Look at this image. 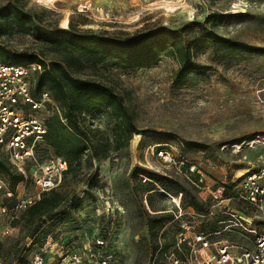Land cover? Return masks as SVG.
<instances>
[{
  "label": "rangeland",
  "instance_id": "obj_1",
  "mask_svg": "<svg viewBox=\"0 0 264 264\" xmlns=\"http://www.w3.org/2000/svg\"><path fill=\"white\" fill-rule=\"evenodd\" d=\"M163 1H182V6L168 11ZM7 4L34 17L47 31L61 29L64 18L66 29L71 25L80 33L119 40L161 28H187L190 36L213 30L253 49L228 55L204 48L192 59L201 69L183 78L168 51L137 71L80 58L71 75L119 95L136 132L127 146L110 150L105 159L85 154L81 166L67 172L55 189L62 199L56 210L36 221L25 216L13 224L0 246V264H29L35 257L53 264L77 253L84 237L108 238L116 264H150L163 228L162 246L170 248L182 224L193 223L213 239L232 242L233 229L221 232L229 226L223 212L256 221L258 213L239 204L230 189L256 170L262 157L252 139L264 135V0H0V10ZM0 47L35 53L46 63L63 56L15 30L0 29ZM55 113V108L42 109L36 117L45 122ZM81 124L100 152L111 138L112 118L97 111L82 116ZM40 148L41 160L53 155L43 143ZM159 151L182 164L181 169L165 165ZM189 167L195 170L190 173ZM0 179L7 183V177ZM24 181L14 190L22 189ZM26 190L34 188L28 183Z\"/></svg>",
  "mask_w": 264,
  "mask_h": 264
},
{
  "label": "trees",
  "instance_id": "obj_2",
  "mask_svg": "<svg viewBox=\"0 0 264 264\" xmlns=\"http://www.w3.org/2000/svg\"><path fill=\"white\" fill-rule=\"evenodd\" d=\"M0 29L32 35L51 51L63 53L61 61L46 63L35 53L7 51L0 47V63L12 66L38 64L42 67L43 71L35 76L32 96L36 100L40 92L47 91L59 112V115L55 113L45 121L47 132L43 144L55 157L67 163V172L79 168L85 154L90 159H105L110 150H121L136 132L132 114L119 95L106 85L71 75L70 71L79 67L80 58L92 64L112 63L137 71L154 64L162 53L168 51L178 64V77L183 78L201 69L192 59L204 48H213L228 55L253 49L246 43L222 37L213 30H203L199 35L190 36L188 32L191 30L187 28L179 31L161 28L133 40L80 33L71 25L68 29L47 31L39 28L34 17L12 4L0 10ZM97 111L107 112L113 120L111 138L105 139L100 152H97L89 130L81 124L82 116ZM40 146H37L38 154ZM0 176L7 177L11 190L23 181L4 156H0ZM61 201L52 190L41 195L20 219L27 216L31 222L39 220L56 210Z\"/></svg>",
  "mask_w": 264,
  "mask_h": 264
},
{
  "label": "built area",
  "instance_id": "obj_3",
  "mask_svg": "<svg viewBox=\"0 0 264 264\" xmlns=\"http://www.w3.org/2000/svg\"><path fill=\"white\" fill-rule=\"evenodd\" d=\"M42 71L38 64L12 66L0 63V151L14 173L25 180L22 189L11 190L0 179V245L11 235L13 224L41 195L55 190L67 172L64 160L54 155L41 160L37 152V146L43 143L47 130L45 122L40 121L36 114L42 109L55 108L59 115L47 91L40 92L36 100L32 96L35 76ZM252 144L262 149L260 164L256 170L238 179L230 193L239 204L247 205L258 213L256 221L223 212L229 217L226 222L229 226L221 232L233 229L235 240L232 242L213 239L210 234L196 229L193 223L182 224L181 232L175 236V244L170 248L162 246L163 228L158 235V245L150 264H264V135H255ZM157 154L165 165L181 169L182 164L173 161L166 152L159 151ZM188 170L192 173L195 169L189 167ZM28 183L34 191L26 190ZM108 212L109 207L105 209V215ZM239 238H244L249 246H243ZM79 245L77 253L53 264L117 263V253L108 238L90 240L84 237ZM29 264L47 263L35 257Z\"/></svg>",
  "mask_w": 264,
  "mask_h": 264
},
{
  "label": "bare ground",
  "instance_id": "obj_4",
  "mask_svg": "<svg viewBox=\"0 0 264 264\" xmlns=\"http://www.w3.org/2000/svg\"><path fill=\"white\" fill-rule=\"evenodd\" d=\"M42 1L45 2V3H48V4H52L54 0H42ZM181 2L182 1H179L177 3H172V2H168V1H163L160 4L163 5L168 11H174V10L178 9V8L174 9L176 6H179V7L182 6ZM67 24H68V21H67L66 18H64L61 21L60 28L61 29H66L67 28Z\"/></svg>",
  "mask_w": 264,
  "mask_h": 264
}]
</instances>
